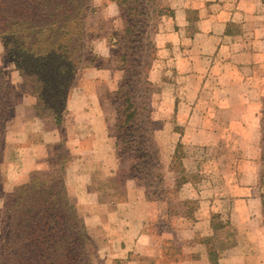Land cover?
I'll return each instance as SVG.
<instances>
[{"label":"rangeland","instance_id":"rangeland-1","mask_svg":"<svg viewBox=\"0 0 264 264\" xmlns=\"http://www.w3.org/2000/svg\"><path fill=\"white\" fill-rule=\"evenodd\" d=\"M160 2L167 5L168 0H160ZM110 3H114V5ZM91 9L86 16V39L90 42L93 51L92 54H89L87 63H90V60L93 59L94 62L89 66L100 64V67L104 70L101 76L108 84V91L104 93L103 89L100 91L102 94L99 96L101 103L95 105L99 110L97 111L94 107L95 111L93 109L92 114L88 117L92 119L98 114L102 121L98 123H95L96 121L78 123L76 129L79 132L89 130L92 133H98L102 137V142L105 134L107 142L112 145L116 158L115 161L113 160V164L115 162L114 169H112V172L102 171V173H99L98 171L93 177V187L98 189L106 199H109V208H116L120 202H129L140 190L145 198L144 204L140 206L135 205L134 202L126 203V211L135 210L138 220L135 223L136 226L133 225L135 226L133 227L134 235L128 233L125 236V238L134 240L125 242V251L120 253L119 257L115 259V264H126L130 261H135L141 250L139 245L142 244L152 248V254H157L153 258L158 261H162L165 264H178L181 259L191 255L189 253V245H197V243L200 244L199 247H201L203 252L204 264H220L222 258L225 260L224 264H258L255 262L258 260H262L263 264L264 240L259 243L262 249L261 247L259 249V246L254 248L249 244L246 234L237 237L238 231L234 222L240 221L242 223L244 220L239 218V220L231 222V213L237 208L242 209L238 205L237 197L235 198L231 195L232 186L239 183V179L243 177L250 181L253 176H256L257 181L259 180V145L261 138L259 120L262 115L260 111L263 104L260 103L261 106L254 116V124L248 128L249 136L247 139L241 138L238 133L237 135L230 134L229 125L231 124L227 119H231L234 116L233 114L237 115L242 110V106H234L237 108L222 106L221 103L224 101L225 95L230 97V93L218 90V79L213 73L202 75L201 79L206 86L203 87V92H201L199 99L201 97V104L202 101L207 100L211 101L214 106L207 108L201 105V107L207 111L210 110L212 114L219 118L220 121L217 120L214 125L221 129L222 137L215 140L211 139V143L207 145L195 146L182 143L179 146L178 133L184 128L185 117L190 107L182 105L177 107L178 100H180L179 96L182 95L178 85L179 79L173 70H167L170 69L169 66L164 69L163 64L166 63L163 62V57H160L161 49H164V47L161 48L157 44L155 37L156 33L161 28L163 29V19L176 14L175 9H168L165 15L153 19L152 25H150L148 30L149 38L144 42L145 50L142 54L146 55V57H144L143 61L145 63L151 61V67L147 68L145 66L143 69H135L134 67L130 68L129 65L126 66V68H130V73L142 70L141 74L145 75L147 71L151 82L147 93V105L151 117L148 127L149 133L141 138V140H145L144 149L137 154L126 151L123 144L119 143L120 135H118L116 127L117 111L120 108L116 92L124 71L121 69L120 58L115 55L117 47L111 45V42H113L111 36L123 32L126 26L127 12L114 0H91ZM99 38L105 40L98 44V48H102L107 52L109 47L111 51L109 57H102L95 53L94 45ZM150 39L152 42L148 41ZM154 45L156 49H154ZM153 57L156 58L150 60ZM4 58L7 61L10 60L5 57L3 50L1 59L4 60ZM157 59L158 61L161 59V62L157 61L153 67ZM2 66L0 65V68L3 70L5 67ZM151 69L153 70L152 72ZM7 71L8 75L9 73L10 76L13 75V68ZM79 72L76 75L74 87H80L83 83L82 75ZM14 78L16 77L14 76ZM14 78L12 77V80ZM13 84L17 86L16 83ZM262 84L264 85V80ZM175 97H177V102L174 109L173 99ZM233 97V100L237 99L238 94H233ZM67 112L66 108L62 124H57L54 134L56 141L53 144L52 156L55 153L54 147L57 146L59 147V154H62L63 151L66 152L67 159L70 161L71 151H69L70 145L68 144L70 137H68L69 132H67L66 127ZM11 122L9 120L5 125L0 164V191L3 195L0 194V222L5 216L6 199L4 195L12 193L16 186L22 184L19 183L20 180L12 183L13 175H9V172L14 171L19 164H31L25 158L26 147L13 142V138L8 137L7 133L12 127ZM99 123L100 125H98ZM226 127L229 128V131ZM99 128H101L100 131ZM71 136L70 144L72 146L78 141V136ZM255 137H258V142L255 141ZM98 156L101 157L100 154ZM109 159V157L107 159L104 158L106 162H101L105 166H110L111 161ZM47 160L48 158L43 161V167L30 171L25 182L29 181L30 174L33 171L46 169L48 167ZM69 161H67V165ZM60 162H63V160ZM66 168L63 170L65 184ZM9 177L11 178L10 180ZM253 192L258 196L256 185ZM67 193L87 227L89 236L88 248L92 263L106 264L107 258H111L115 252L109 251L107 247L104 248V245L109 239L120 236L116 234L106 236V228L97 224L102 218L90 217L87 213H84L79 208L77 198L73 195L71 196L68 189ZM260 204V226L264 228L262 203ZM209 209L211 210L213 235H195L191 240L182 241V229L191 227V225L194 226L203 211L207 212ZM213 223L219 226L218 229L213 228ZM222 224L224 227H222ZM250 225L253 226V224ZM137 231H139L138 234ZM255 236L259 237V233L255 234ZM137 239L140 240L138 241V246L136 245ZM228 243L238 244V246L237 248L234 246L232 250L226 252L229 248L226 247ZM213 250H216L218 255L215 256ZM195 252H193V255Z\"/></svg>","mask_w":264,"mask_h":264},{"label":"crops","instance_id":"crops-1","mask_svg":"<svg viewBox=\"0 0 264 264\" xmlns=\"http://www.w3.org/2000/svg\"><path fill=\"white\" fill-rule=\"evenodd\" d=\"M110 4L114 5V3ZM166 4L175 9L176 14L163 19V29L161 28L155 37L157 44L161 48L164 47L160 52V57H163L162 60L166 63L163 64L164 69L169 66L170 69L167 70H173L179 79V90L183 96H179L177 107L181 105L190 107L185 117L184 128L178 133V142L195 146L207 145L211 143V139L222 137L221 129L214 125L217 120L220 121L219 118L210 110L207 111L201 107L204 105V107L212 108L214 104L207 100L202 101L201 104V97L199 99L203 87L206 86L201 76L212 73L218 79V90L230 93V97L225 95L221 105L242 106V110L237 115L233 114L231 119H227L231 125H229L230 131L229 128L226 127V129L230 134L237 135L238 133L241 138L247 139L248 128L254 124V116L261 106L264 96V85L262 84L264 80L263 1L168 0ZM103 40L105 39L99 38L96 41L95 53L102 57H109L111 51L108 46L107 52L98 48V44ZM3 50V41L0 37V65L8 68H4L3 71L13 83H16L18 92L15 98V113L11 120L12 127L7 134L9 138H13V142L26 147L25 158L31 163L19 164L14 171L9 172V175H13L12 183L19 180V183H23L27 180L30 171L43 167V161L52 155L53 144L56 141L54 134L57 123L52 117L42 118L37 115L36 96L24 92L22 77L14 62L7 61L5 58V61L1 59ZM157 61L158 59L155 60L153 67ZM158 62H161V59ZM12 68L14 71L10 76L7 70L10 71ZM102 72H104L103 68L97 65L82 68L79 74L82 75L83 83L80 87H74L67 99L66 127L69 132L68 137H70L68 144L70 145L71 158L66 168L65 180L68 192L77 198L80 210L90 217H101L102 219L97 224L106 228V236L111 234L120 236L109 239L104 245V248L107 247L109 251L115 252L111 258H107L106 264H115V259L125 251V242L134 240L125 238V236L128 233L134 235L133 227L136 226L135 223L138 220L135 210L126 211V203L134 202L135 205L140 206L144 204L145 198L140 190L141 192H137L129 202H120L116 208L111 209L108 204L109 199H106L98 189L93 187V177L98 171L99 173L102 171L112 172L114 169L115 153L112 145L107 142L105 134L102 142L100 134L92 133L89 130L79 132L76 126L78 123H87L88 121H96L95 123L102 121L98 114L92 119L88 118L95 105L101 103L99 96L102 94L100 91L102 89L103 93L108 91V84L101 76ZM96 92L97 94H95ZM236 93L238 97L233 100V94ZM176 100L177 97L173 99L174 109ZM95 108L97 111L99 110L98 107ZM10 133L12 134L10 135ZM71 135L78 136V141L72 146L70 144ZM255 141L258 142V137H255ZM99 154L101 157L98 156ZM103 157L110 158V166H105L102 163L106 162ZM256 181V176H253L250 181L243 177L239 179V183L232 186L231 195L237 197L238 205L242 209H238L236 206L237 209L231 213V222L242 218L244 220L242 223L234 222L237 226V237L246 234L249 244L254 248L259 246L260 249L259 243L264 240V228L260 226L259 219L261 200L253 192L254 186L259 180ZM210 211V209L207 212L203 211L194 226L182 229V241L191 240L195 235H213ZM138 233L139 231H137ZM258 233L259 237L255 236ZM138 241L140 240L137 239V246ZM139 246L141 250L137 259L126 264H165L153 258L157 254H152L150 246L146 244ZM199 246V243L189 245L191 255L181 259L178 264H204L205 259ZM234 246L237 248L238 244L228 243L226 247L229 248L226 252L232 250ZM194 251L196 252L193 255ZM255 262L262 264V260ZM224 263L225 260L222 258L220 264Z\"/></svg>","mask_w":264,"mask_h":264},{"label":"trees","instance_id":"trees-1","mask_svg":"<svg viewBox=\"0 0 264 264\" xmlns=\"http://www.w3.org/2000/svg\"><path fill=\"white\" fill-rule=\"evenodd\" d=\"M114 1L127 12L125 29L111 36L124 71L116 92L120 105L116 127L119 143L137 154L144 149L145 140L141 138L149 133L147 93L151 82L147 71L145 75L142 70L129 71L151 67V61L145 63L146 55L142 54L149 27L155 17L165 15L171 7L160 0ZM91 10V0H0V37L5 57L14 62L24 92L36 96L37 115L52 117L58 125L63 122L77 73L94 62L91 59L87 63L93 51L86 39V16ZM128 65L130 68H126ZM17 95L16 86L0 68V164L5 125L14 116ZM262 104L256 186L264 217V97ZM58 149L55 146L54 155L48 157L46 169L33 171L29 181L4 195L0 264H93L87 227L68 196L63 177L69 159ZM218 227L213 223L214 229ZM213 253L218 255L216 250Z\"/></svg>","mask_w":264,"mask_h":264}]
</instances>
